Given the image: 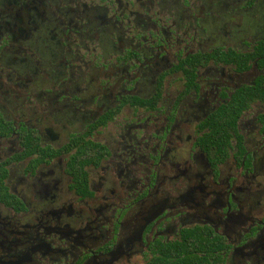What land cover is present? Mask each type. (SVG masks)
Masks as SVG:
<instances>
[{
	"label": "flooded vegetation",
	"instance_id": "af4514ba",
	"mask_svg": "<svg viewBox=\"0 0 264 264\" xmlns=\"http://www.w3.org/2000/svg\"><path fill=\"white\" fill-rule=\"evenodd\" d=\"M0 264H264V0H0Z\"/></svg>",
	"mask_w": 264,
	"mask_h": 264
}]
</instances>
